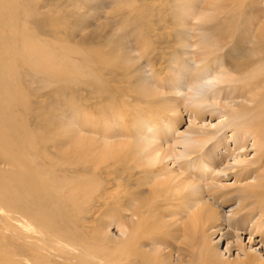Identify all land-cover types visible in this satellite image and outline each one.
<instances>
[{
    "label": "bare ground",
    "instance_id": "6f19581e",
    "mask_svg": "<svg viewBox=\"0 0 264 264\" xmlns=\"http://www.w3.org/2000/svg\"><path fill=\"white\" fill-rule=\"evenodd\" d=\"M204 2L0 0V264H264V0Z\"/></svg>",
    "mask_w": 264,
    "mask_h": 264
},
{
    "label": "rangeland",
    "instance_id": "374dc122",
    "mask_svg": "<svg viewBox=\"0 0 264 264\" xmlns=\"http://www.w3.org/2000/svg\"><path fill=\"white\" fill-rule=\"evenodd\" d=\"M205 1V0H204ZM208 2H207V0H206V2H204L203 4H202V6L205 8H207V7H209V5L207 4ZM203 7H202V9H201V7H196V9H197V11L198 10H200V12L202 13V12H209V11H206V8L203 10ZM228 12V11H227ZM225 15V13H223V10H219V11H217V14L216 15H214V16H216V17H214L213 19L210 17V18H208V17H206L205 18V22L203 23V24H205L206 26H211V25H214L215 24V22L217 21V20H221V22H223V20L224 19H222V17H225L224 16ZM232 14H229V16H231ZM260 18H258V19H256V22L258 23V20H259ZM262 20H264V18H261L259 21H262ZM257 25V24H256ZM196 37H198L197 36V34L195 35ZM199 39H200V37H198L197 39H196V44L194 45V51L195 52H199L198 50H199V46H200V44H198V41H199ZM165 64V62H163V64L162 65H164ZM162 72H164V73H166L167 72V70L166 69H163L162 70ZM207 120H209V119H207ZM218 120V118H215L214 120H213V122H216ZM212 121V120H211ZM182 124H183V126H185L186 125V122L185 123H183L182 122ZM230 131H228V133H229ZM231 142V146H233L234 144L232 143V141H230ZM252 140L250 141V145H249V147H251V144H252ZM253 155V152H250V154L247 156L248 158L249 157H251ZM228 173V172H227ZM232 177V176H231ZM230 181H232V179L230 178ZM228 206V205H227ZM225 208V207H224ZM227 208V207H226ZM112 219H114V218H112ZM116 229V228H115ZM259 239V234H257L256 235V238H255V240H258ZM245 242L246 243H248V237L247 236H245ZM221 244V246L222 247H224L225 246V244H226V241L224 240L223 242H221L220 243ZM260 247H261V245H260V243L259 242H256V243H254L253 244V248H258V249H260ZM59 252V251H58Z\"/></svg>",
    "mask_w": 264,
    "mask_h": 264
}]
</instances>
